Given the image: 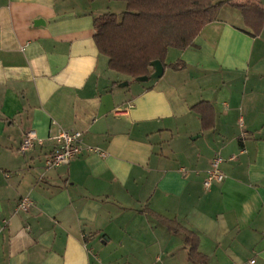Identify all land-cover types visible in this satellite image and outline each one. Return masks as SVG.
I'll list each match as a JSON object with an SVG mask.
<instances>
[{
	"label": "crops",
	"instance_id": "crops-1",
	"mask_svg": "<svg viewBox=\"0 0 264 264\" xmlns=\"http://www.w3.org/2000/svg\"><path fill=\"white\" fill-rule=\"evenodd\" d=\"M125 10L0 0V264H197L149 212L193 232L207 264H264V22L251 36L241 9L224 5L193 46L168 49L165 63L183 69L138 81L94 41V19ZM202 101L215 111L208 130L192 110ZM26 127L44 145L23 154ZM60 128L106 156L43 169ZM217 155L225 179L205 189ZM22 196L27 212L15 210Z\"/></svg>",
	"mask_w": 264,
	"mask_h": 264
},
{
	"label": "trees",
	"instance_id": "trees-1",
	"mask_svg": "<svg viewBox=\"0 0 264 264\" xmlns=\"http://www.w3.org/2000/svg\"><path fill=\"white\" fill-rule=\"evenodd\" d=\"M126 3L118 19L115 13H105L94 19V41L100 53L108 57V67L137 80L149 77L151 63L159 60L164 68L183 69L178 61L167 65L169 48L180 50L193 46L195 37L217 18L224 5L241 9L245 22L252 28L251 36L260 33L264 9L255 3L236 4L230 0H113ZM200 115L202 130L214 127L215 111L202 101L192 107ZM172 233H182L188 258L197 264H207V257L198 250V237L175 220L150 213Z\"/></svg>",
	"mask_w": 264,
	"mask_h": 264
},
{
	"label": "built area",
	"instance_id": "built-area-1",
	"mask_svg": "<svg viewBox=\"0 0 264 264\" xmlns=\"http://www.w3.org/2000/svg\"><path fill=\"white\" fill-rule=\"evenodd\" d=\"M120 111L122 110L118 112ZM82 138L83 135L80 131L60 128L55 135L49 138L53 142V147L44 155L43 169H55L59 166L67 165L71 160L86 154H98L102 157L106 156V153L99 147L84 144ZM43 145L44 139L39 138L32 128L26 127L18 150L20 153L25 154ZM223 161L224 159L219 155L212 159L210 168L207 170L203 180L205 189H209L213 184L221 183L225 179V174L220 167ZM181 170L183 172L186 171L184 168ZM32 204L33 202L28 196H22L18 199L15 210L27 212ZM82 238L86 243L88 239L87 234H83ZM253 263L254 260H250L248 263L244 264Z\"/></svg>",
	"mask_w": 264,
	"mask_h": 264
},
{
	"label": "water",
	"instance_id": "water-1",
	"mask_svg": "<svg viewBox=\"0 0 264 264\" xmlns=\"http://www.w3.org/2000/svg\"><path fill=\"white\" fill-rule=\"evenodd\" d=\"M151 67L153 68V71L149 77L143 76V77H139L137 80L138 81H147L149 79H158L163 75L164 67L159 60L153 61L151 63ZM124 84H127V83H124Z\"/></svg>",
	"mask_w": 264,
	"mask_h": 264
}]
</instances>
